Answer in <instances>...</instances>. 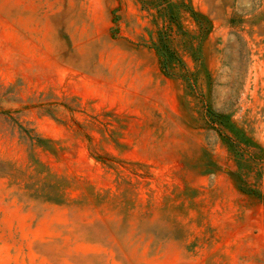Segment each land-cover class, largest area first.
Returning a JSON list of instances; mask_svg holds the SVG:
<instances>
[{
    "label": "rangeland",
    "instance_id": "rangeland-1",
    "mask_svg": "<svg viewBox=\"0 0 264 264\" xmlns=\"http://www.w3.org/2000/svg\"><path fill=\"white\" fill-rule=\"evenodd\" d=\"M81 1L0 0V264H264V0Z\"/></svg>",
    "mask_w": 264,
    "mask_h": 264
},
{
    "label": "crops",
    "instance_id": "crops-1",
    "mask_svg": "<svg viewBox=\"0 0 264 264\" xmlns=\"http://www.w3.org/2000/svg\"><path fill=\"white\" fill-rule=\"evenodd\" d=\"M86 6L85 13L88 15L89 21H102L106 27L107 35L113 26V10L118 5V0H82Z\"/></svg>",
    "mask_w": 264,
    "mask_h": 264
},
{
    "label": "trees",
    "instance_id": "trees-1",
    "mask_svg": "<svg viewBox=\"0 0 264 264\" xmlns=\"http://www.w3.org/2000/svg\"><path fill=\"white\" fill-rule=\"evenodd\" d=\"M162 62H166V59L164 57H161ZM169 75V74H168Z\"/></svg>",
    "mask_w": 264,
    "mask_h": 264
}]
</instances>
